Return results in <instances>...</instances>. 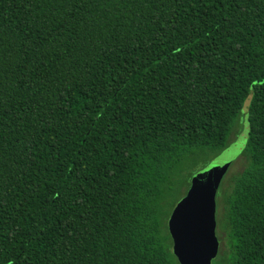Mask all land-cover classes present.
Wrapping results in <instances>:
<instances>
[{"label":"trees","instance_id":"obj_1","mask_svg":"<svg viewBox=\"0 0 264 264\" xmlns=\"http://www.w3.org/2000/svg\"><path fill=\"white\" fill-rule=\"evenodd\" d=\"M246 112L213 264H264V0H0V264H179L175 163Z\"/></svg>","mask_w":264,"mask_h":264},{"label":"water","instance_id":"obj_2","mask_svg":"<svg viewBox=\"0 0 264 264\" xmlns=\"http://www.w3.org/2000/svg\"><path fill=\"white\" fill-rule=\"evenodd\" d=\"M248 135V117L245 116L235 142L193 175L185 196L174 206L167 229L172 241L171 252L179 264H209L216 255V192L234 157L244 151Z\"/></svg>","mask_w":264,"mask_h":264},{"label":"rangeland","instance_id":"obj_3","mask_svg":"<svg viewBox=\"0 0 264 264\" xmlns=\"http://www.w3.org/2000/svg\"><path fill=\"white\" fill-rule=\"evenodd\" d=\"M248 100L245 103V106L247 108ZM243 112V111H242ZM246 119H247V112H246ZM245 118V117H244ZM244 119H242V125H243ZM242 127L236 126L234 130L231 131L228 140H227V146H231L238 135L241 133ZM222 152V151H221ZM219 153H213L210 150L207 149H197L194 151H190L186 155H184L178 163H175V167L173 168L174 171L171 173L170 181L174 184L172 186V195L168 199L169 203L166 207V214L165 220L168 221V218L174 208V206L177 204V202L185 196L186 192L188 191L190 187V181L193 175L203 168H205ZM242 153H239L237 156L234 157L232 160L228 170L226 171L224 177L222 178L220 185L216 192L215 197V229H214V235L218 242V248L219 253L223 254L224 251L227 250L226 246V240H225V233L220 230V225L224 221V214H223V197L224 192L229 188L231 184V178L232 176L236 175L237 173L241 172V170L244 167V158H242ZM209 264L212 263V259L209 262Z\"/></svg>","mask_w":264,"mask_h":264}]
</instances>
